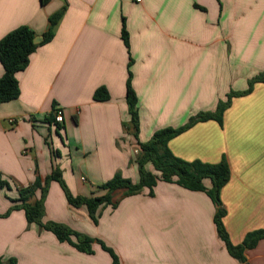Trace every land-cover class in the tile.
<instances>
[{"label":"crops","instance_id":"0c3cea01","mask_svg":"<svg viewBox=\"0 0 264 264\" xmlns=\"http://www.w3.org/2000/svg\"><path fill=\"white\" fill-rule=\"evenodd\" d=\"M61 10L54 38L16 75L19 98L0 104V175L10 185L0 188V258L17 264H245L220 238L208 194L177 184L159 181L153 196L148 189L126 197L118 190L116 206L102 205L94 223L86 206L70 205L61 184L50 181L43 221L95 238L93 254L29 224L16 206L19 189L37 177L44 184L55 169L74 196L104 195L100 186L117 172L139 181L138 140L214 112L233 94L222 125L199 122L169 147L187 161L226 158L231 178L221 201L234 245L264 229V82L244 94L264 74V0H0V40L20 26L43 37ZM130 73L137 139L126 101ZM101 87L109 100H94ZM58 108L61 124L54 122ZM41 197L37 189L30 202ZM245 256L247 264H264V239Z\"/></svg>","mask_w":264,"mask_h":264},{"label":"trees","instance_id":"16d2710c","mask_svg":"<svg viewBox=\"0 0 264 264\" xmlns=\"http://www.w3.org/2000/svg\"><path fill=\"white\" fill-rule=\"evenodd\" d=\"M62 15L63 11L61 10L50 17V27L44 33L43 40L40 43H35L37 35L28 26H20L14 29L0 40V62L4 67V74L0 78V104L19 98L20 85L16 76L17 73L26 69L30 62V56L40 45L48 43L54 38L56 25L61 20ZM122 38L126 46L129 47V35L125 24L122 29ZM258 81L264 82V74L254 78L251 81L250 88L244 94L249 93L253 88V84ZM232 97L233 94L225 102H220L214 112H202L191 117L184 126L160 129L145 143L138 140L139 153L135 162L138 166L139 181H133L124 177L121 172H117L112 179L100 186L102 190L106 191L104 195L74 196L67 188L61 171L55 169L44 184L37 177L32 185L19 189L20 197L18 201L20 204L16 208H22L25 211L29 224H38L42 229L54 233L59 241L68 242L81 252L93 254V243L97 241L95 238L81 234L61 223L43 221L45 217L44 200L50 181L55 180L61 184L70 205L74 207L86 206L94 223L98 222V212L102 205L113 203L116 206L113 200L114 192L122 190L124 191L123 196L126 197L142 193L145 189H148L149 195L153 196L154 189L159 181L173 183L191 191H202L208 194L217 206L215 223L220 238L225 242L228 251L234 258L247 264L245 252L255 248L264 239V229L248 233L240 245H234L231 242L223 222L226 210L221 201V191L231 178V169L226 158L224 157L221 162L216 164L201 160L187 161L175 156L169 147V142L173 138L199 122L216 120L222 125L224 113L230 106ZM109 99L110 94L105 87L98 88L94 93V100L96 101H107ZM126 101L131 122L136 129L135 138L137 139L140 131V117L138 97L131 84V73L127 81ZM58 127L60 128V125ZM150 167L153 169H150ZM9 186V183L2 179L0 175V188ZM37 189L42 190V197L39 201L32 203L30 200ZM98 242L117 262L118 259L114 251L102 241L98 240ZM0 264H17V260L10 258L4 261L0 258Z\"/></svg>","mask_w":264,"mask_h":264},{"label":"built area","instance_id":"2783aa9c","mask_svg":"<svg viewBox=\"0 0 264 264\" xmlns=\"http://www.w3.org/2000/svg\"><path fill=\"white\" fill-rule=\"evenodd\" d=\"M54 118H55V122L61 124L64 121V113L63 110L61 109H56V111L54 112ZM10 124H14L17 122L16 119H10L9 120ZM136 153H139V150H136Z\"/></svg>","mask_w":264,"mask_h":264},{"label":"water","instance_id":"95a60500","mask_svg":"<svg viewBox=\"0 0 264 264\" xmlns=\"http://www.w3.org/2000/svg\"><path fill=\"white\" fill-rule=\"evenodd\" d=\"M42 40H43V37L42 36H37L35 38V43H40Z\"/></svg>","mask_w":264,"mask_h":264}]
</instances>
